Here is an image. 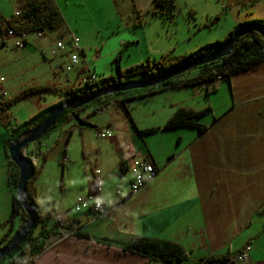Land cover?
Instances as JSON below:
<instances>
[{
	"label": "crops",
	"instance_id": "0c3cea01",
	"mask_svg": "<svg viewBox=\"0 0 264 264\" xmlns=\"http://www.w3.org/2000/svg\"><path fill=\"white\" fill-rule=\"evenodd\" d=\"M132 1V10L141 20L139 29L131 30L129 35L121 34L122 27L117 22L113 29L115 34L109 37V43L116 42L114 47H110L111 63L121 50L130 54L131 47L136 46L143 48V62L166 54L184 55L224 39L239 23L264 21V0H199V3H190L192 6L187 4L188 14L181 25L177 17L164 20V16L154 14L153 0ZM55 2L65 18L60 29L42 37L27 34L23 45L19 44L22 39L18 35L7 36L5 31L0 36V71L5 73L6 69L13 68L12 76L18 78L12 91L6 89L9 77L2 73L0 95L8 92L15 96L33 86L66 88L74 84L81 69H88L99 77L101 74L111 76L105 74L100 65L105 36L98 44H92L86 34L80 38L65 11L69 6L63 9L67 0ZM19 6L20 0H0V15L9 18L19 10ZM149 13L153 16L145 19ZM171 26L173 28L168 30ZM71 34L78 37L81 57L76 70L62 78L61 73L66 72L69 62L67 47ZM60 39L65 41L66 50L57 48L56 43ZM34 57L39 60L36 64ZM167 91H175L170 94L174 108L168 116L171 117L179 107L205 110L197 121L206 125V131L200 133L193 127L170 130L175 131L173 144H164V149L170 148L163 154L146 142L148 134L141 136L136 132L135 137L141 142L131 139L123 146L121 174L130 172V157L152 162L158 170L157 177L148 181L138 193L129 195V185L125 191L117 189L114 192L115 184L110 175L102 176L103 190L99 197L108 208L102 216L91 212L76 216L54 211V198L60 193L59 188L67 190L65 168L71 161L67 145L63 147V158L61 161L59 158V168L56 167L54 173L46 170L53 157L51 150L45 153L47 145L45 148H38V144L29 148L41 152L43 158L40 162L44 161V156L45 161L49 159L35 180L36 201L41 213L53 210L47 224L39 225L36 233L50 232L46 246L30 264H163L123 250V246L137 236L180 244L190 254V261L181 264H200L202 257L242 252L246 247H250V251L245 262L232 259L205 264H264V212L261 211L264 206V62L233 74L229 79L209 83L206 88L195 85L167 89L141 98L162 95ZM49 92L52 91H39L18 100L32 103V107L27 108L28 117L23 119L20 116L18 122L12 120L14 116L10 107L0 109V240L9 230L7 220L13 201L7 142L11 134L17 135L38 124L39 117L60 101L58 96L47 99ZM155 107L149 105L150 110ZM14 124L16 127L11 129ZM142 129L136 128V131ZM118 141L120 143L117 144H121ZM57 142L59 145L61 140ZM64 156L68 157L67 161L69 159L67 164L63 161ZM123 162H126L124 166ZM44 191L45 197L42 195ZM95 191L93 185L86 195L79 196H89ZM117 191L121 192L120 195ZM21 222L18 217L16 226ZM77 231L86 233L88 237L77 236L74 233Z\"/></svg>",
	"mask_w": 264,
	"mask_h": 264
},
{
	"label": "trees",
	"instance_id": "16d2710c",
	"mask_svg": "<svg viewBox=\"0 0 264 264\" xmlns=\"http://www.w3.org/2000/svg\"><path fill=\"white\" fill-rule=\"evenodd\" d=\"M175 8V0H153V13L164 16L166 19L172 20L176 17ZM252 23L264 26V21L262 20H251L247 22H242L235 26L234 29L231 30V32L223 40H218L212 43L205 44L200 48L184 55L166 54L158 59H147L145 60V62L142 63L141 66L132 68L131 70H139L140 72L144 71L145 76L140 78V80H143L151 78L152 76H155L159 73L173 69L198 56L205 54H213L223 46V44L229 39V37L233 34L235 30H237L243 25ZM64 24L65 18L58 5L56 4L55 0H20L19 10H17V12L12 14L9 18L0 15V36L3 32H7L8 30H13L17 34H20L22 32H37L45 29L50 30L49 32H51L53 30L60 29L61 27H63ZM68 43H70L69 39ZM123 51L124 50H122L119 54H123ZM120 57V55H117L113 60L117 68L116 75L103 77V79L100 78V80L98 81L86 82L82 84L83 87L87 86V89H85L83 93L95 90L99 87H103L106 85L119 84L126 81L123 78L124 73L120 67ZM261 62H264L263 36L258 31L250 30L237 40V42L234 44L233 49L228 55L222 57L219 60H215L213 62L197 66L196 68L199 69V73L194 76L181 77V75L183 74L182 73L175 77L166 79L163 82L153 86L117 92L114 94H117V102L122 103L125 106L129 101L152 95L167 89L184 88L187 86L195 85H205L208 83L216 82L219 79H229L233 74L245 71ZM45 90L60 93L63 97V99H60V101L57 102L51 109L77 95L83 94L79 91V87L77 86V84H72L71 86L66 88H58L55 86H33L26 88L20 94L15 95L11 101L6 103H0V109H6L15 100H20L33 93ZM108 97L109 96L107 95L93 101V103L99 105L94 111V113L96 111H102L105 107L110 104L108 101L105 102L103 100L107 99ZM87 106L88 104L78 109L66 110L56 121V123L38 141H41V139H43L44 136L48 134L51 130L56 127H60L63 123L71 119L77 120L76 125H78V128L81 130L85 128H98L97 125H94L80 118L81 112L86 109ZM51 109L46 113L42 114L37 122H41L50 113ZM204 112L205 110L195 111L190 108L179 107L162 127L146 128L142 130H137V132L139 135L142 136L146 134L155 133L160 130H171L180 127H193L196 128L200 133H203L206 131L207 127L206 125L199 123L197 120L200 115H202ZM35 125L37 124H34L33 126L29 127V129H31ZM70 131L71 132L68 136V139L71 137L72 129H70ZM21 134L22 132L17 135L11 134L10 138L8 139L6 149L8 148L10 142H12L17 136ZM64 157L66 158V156ZM9 162L10 165L8 170V176L9 184L13 191V201L11 214L9 216V219L7 220V223H10L9 230L0 240V249H2L15 235V233H17L18 230H20L24 226L28 217L26 211L23 209L20 201L16 197L20 171L12 160H10ZM125 164L126 162L122 163L123 166ZM40 170L41 168L33 166V173L27 184V199L37 211V226H45L48 222V219L53 215V212L49 211L46 214L41 213V208L36 201L37 191L35 180L37 179ZM261 211L264 212V206L261 208ZM18 217L21 218L22 222L16 226V220ZM35 228L31 232L29 237L21 245H19L16 250H14L11 254L7 255L6 257L0 259V264H20L23 262L30 264L35 260V257L44 250V247L46 246V239L50 235L49 231L46 233L40 232L38 234H35ZM74 233H76L77 236L80 237H88L86 233H81L80 231ZM123 250L150 257L154 260L162 262L163 264H181L190 261V254L183 248V246L172 240L160 238L137 236L127 242L123 246ZM240 253L241 252L238 251L221 255H209L200 258L199 263L205 264L210 261L216 260L222 262L232 259L236 260L237 255Z\"/></svg>",
	"mask_w": 264,
	"mask_h": 264
},
{
	"label": "rangeland",
	"instance_id": "374dc122",
	"mask_svg": "<svg viewBox=\"0 0 264 264\" xmlns=\"http://www.w3.org/2000/svg\"><path fill=\"white\" fill-rule=\"evenodd\" d=\"M67 2V4L62 6L63 9L69 6V8H65V11L68 14L69 22L73 30L76 31V35L81 38V35L86 34L87 38L92 44H98L99 42L103 41V36H105L106 43L104 46L103 57L100 59V65L104 69L105 74L116 75V64L113 61L111 63L109 60V57L112 53L110 52V47H114V43L116 42L109 43V37H113L115 34L113 33V29L116 28V25L118 24L117 22H119L120 26L122 27L121 34L129 35L131 30L133 31V29H139L138 23L141 20L138 13H135L132 10V6L134 4L133 1L67 0ZM73 2H76V4L73 5ZM190 3H199V0H177L175 13L180 25L188 14L187 4L192 6ZM152 16L153 15L151 13L146 14L145 19L151 18ZM135 25H137L136 28L134 27ZM172 28L173 27L171 26L167 29L170 30ZM181 28L184 30V26H181ZM59 31H55L54 33ZM28 35L37 36L36 32L28 33ZM121 51L119 53H121ZM124 51L123 54H117L121 56L119 61L120 67L124 73L123 78L126 81L140 80V78L145 76L144 71H133L131 69L142 65L144 59L143 48L137 46L131 47L130 54L127 51H125L124 54ZM38 61L39 60L37 57H34L35 64L38 63ZM110 65L112 66L111 70H109ZM71 72L63 71L61 73L62 78H66L67 74ZM2 73L4 72L0 71V75H2ZM12 73H14L13 68H9L5 70L4 74L9 77L7 80L8 85H6V89L13 91L16 85V79L18 78L13 77ZM197 73H199V69L194 68L187 71L186 73L184 72L181 77H191ZM100 77L103 79L104 76L101 74ZM76 79L77 77L75 76L73 81L74 84H77ZM77 86L79 87V91L81 93L87 89V86L83 87V85L79 83ZM172 92L175 91H167L165 94L155 95L154 97L150 96L144 99L137 98L133 101H129V105H127V103L125 106L122 103L117 102V94L108 95L109 97L103 100L105 102L108 101L110 104L105 109H103L104 111H96L94 113L99 105H96L92 102L88 104L87 108L84 109L80 115V118L97 125L98 128H85V130L81 132V129H79L78 125H76L77 120L71 119L63 123L60 127H56L51 130L44 136L43 139H41V141L36 142V145L38 144V148L41 146L42 148H45V144L47 145L45 153H47L49 150L53 152V157L51 158L52 162L49 164V168L46 169L50 173H54L55 168L59 166L58 160L61 156H63V147L66 145L68 157L71 160L69 162L68 159V161L64 162L65 164L69 162L65 168L67 190L63 189L64 191H62L61 188H59L60 193L58 196H56V198H54L56 200V205H54L56 210L54 211H61L62 213L83 216L84 212H78L75 210V202L79 195H86L89 189L93 185L95 186L94 171L96 169H100L101 176L106 174L110 175L112 182L115 184L113 187L114 192L117 189H123L125 191V188H128V185L130 189L129 181L132 179V168H129L130 172H125L123 175L121 174L120 170L121 154L124 148L123 146H125L131 139L132 141L136 140L137 143L141 142L139 138L137 139L135 137L137 132L136 128L142 129L147 127H162L168 121L170 118L168 116V112L174 108V106H171L173 98L170 97V94ZM56 96H58L59 99H63L60 93L56 94L55 92H49L47 99ZM17 102L18 100H15L12 102L11 106H9V109L12 111L14 116L12 119L14 122H18V118L20 116H22L23 119H26L28 117L27 108L32 107L31 101L27 104L23 103L22 101L18 103ZM150 104L156 106L154 110H150ZM13 127H16V125L14 124ZM70 129H72V133L71 137L68 139V136L71 132ZM103 129H109L113 133V137L101 138L98 136L99 131ZM174 133L175 131L161 130L157 133L146 135L145 139L146 142L152 144V147L155 151H160L163 154L170 148L164 149V144H167V146L173 144L172 135ZM57 140H61L59 145H57ZM118 140L121 141V144H117V142H119ZM31 146L33 145L31 144L29 147ZM62 158L63 157H61L60 161ZM128 160H130L129 162L132 163L134 158L128 157ZM48 161L49 159L44 162L42 161L37 166L41 168L37 178L43 172ZM60 168L61 177L62 167ZM43 176L44 175L42 174V177ZM42 195L45 197L46 191H44ZM43 208L46 210L45 207ZM39 228V225L35 228V234Z\"/></svg>",
	"mask_w": 264,
	"mask_h": 264
},
{
	"label": "water",
	"instance_id": "95a60500",
	"mask_svg": "<svg viewBox=\"0 0 264 264\" xmlns=\"http://www.w3.org/2000/svg\"><path fill=\"white\" fill-rule=\"evenodd\" d=\"M250 30L258 31L264 39V26L259 24H246L239 27L233 32L223 46L213 54H205L198 56L186 63H183L166 72L159 73L151 78L143 80L124 81L119 84L106 85L95 90L77 95L56 106L52 111L37 125L31 129L24 131L20 136L15 138L8 146V155L20 171V177L17 184L16 197L20 201L23 209L28 217L24 226L10 239V241L0 249V259L11 254L18 248L31 234L37 226V211L35 207L27 199V184L33 173V165L29 158L25 156V149L28 150L31 144H35L61 117L68 109H78L83 107L100 97H104L117 92L128 91L139 88H146L163 82L166 79L175 77L187 72L197 66L219 60L228 55L234 47L237 40ZM34 150H29L30 156Z\"/></svg>",
	"mask_w": 264,
	"mask_h": 264
},
{
	"label": "built area",
	"instance_id": "2783aa9c",
	"mask_svg": "<svg viewBox=\"0 0 264 264\" xmlns=\"http://www.w3.org/2000/svg\"><path fill=\"white\" fill-rule=\"evenodd\" d=\"M18 14V13H17ZM50 30H41V31H35L36 35L38 37H42L44 34L49 32ZM28 33L22 32L20 34H17L13 30H8L6 32L7 36H15L18 35L22 41L19 43L20 45H23L24 41L26 40V36ZM69 47L67 48V54L69 56V62L66 65V71L71 72L76 70L77 65L79 64L80 57H81V47L79 44L78 37L76 35L71 34L69 36ZM56 46L60 50H66L65 41L60 39L56 43ZM100 80L99 76L95 73L91 72L88 69L80 70L77 74V83L84 84L86 82H94ZM13 97L8 92H3L0 95V103L7 102L11 100ZM113 134L110 130L103 129L100 130L98 133V136L101 138H108L111 137ZM25 154L28 156V152L25 151ZM41 159V153L34 154L31 156V160L34 165H38L39 161ZM67 161V159H65ZM130 168H132V181L130 184V195H134L138 193L146 184L148 181H151L157 177V170L154 167L153 163L146 161V160H137L134 159L132 163H129ZM95 188L96 191L93 194H90L89 196H78L77 202L75 205V210L78 212H91L95 215L102 216L108 212V208L105 203L102 202L99 195L101 191L103 190V178L101 176V171L99 169L95 170ZM118 195H120L121 192L117 191ZM249 251L250 247L245 248L243 252L237 255L236 260L245 262L249 259ZM20 264H27L20 263Z\"/></svg>",
	"mask_w": 264,
	"mask_h": 264
},
{
	"label": "clouds",
	"instance_id": "9594fccd",
	"mask_svg": "<svg viewBox=\"0 0 264 264\" xmlns=\"http://www.w3.org/2000/svg\"><path fill=\"white\" fill-rule=\"evenodd\" d=\"M99 78H101V77H99ZM220 78H221V77H220ZM220 80H222V79H219V80L216 81V82H219ZM76 82H77V81H76ZM212 83H215V82H212ZM77 84H78V83H77ZM208 84H209V83H208ZM208 84H205V85H202V86H204V87L206 88V86H207ZM9 94H10V93H9ZM10 95H11L12 97H14V95H12V94H10ZM12 99H13V98H12ZM12 99H11V100H12ZM11 100H9V101H11ZM9 101H7V102H9ZM2 103H3V102H2ZM4 103H6V102H4ZM105 108H106V107H105ZM105 108H104V109H105ZM102 111H103V110H102ZM12 127H13V126H12ZM12 127H11V129L14 128V127H13V128H12ZM107 130H109V129H107ZM22 133H23V132H22ZM112 134H113V133H112ZM19 136H20V135H19ZM10 143H11V142H10ZM32 145L35 146L36 143H35V144H32ZM29 148H30V147H29ZM29 148H28V150L25 149V151L28 152V156L25 154V151H24V154H25V156H27V157L29 158V160L31 161L32 165H33L34 167H37L39 164H38V165H34L33 162H32V160H31V156H33L34 154H37V153H41V152H37V151H35V149H32V150H34V153H33V155L30 156V154H29ZM7 151H8V148H7ZM41 158H43V155L41 156ZM65 159H67V157H66V158L64 157V159H63L64 162H66ZM40 160H41V159H40ZM39 163H40V161H39ZM151 163H152V162H151ZM153 165H154V164H153ZM128 167L130 168L129 164H128ZM154 167H155V165H154ZM155 168H156V167H155ZM99 170H100V169H99ZM156 170H157V169H156ZM157 172H158V170H157ZM94 177H95V171H94ZM132 177H133V176H132ZM131 181H132V180H131ZM130 184H131V183H130ZM95 187H96V186H95ZM129 195H130V194H129ZM83 212H86V211H83ZM94 215H95V214H94ZM96 216H97V215H96ZM246 248H247V247H246ZM244 250H245V249H244ZM23 263H24V262H23ZM27 264H28V263H27Z\"/></svg>",
	"mask_w": 264,
	"mask_h": 264
}]
</instances>
